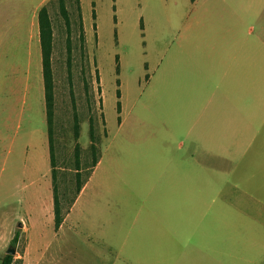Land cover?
Masks as SVG:
<instances>
[{
    "label": "rangeland",
    "instance_id": "rangeland-1",
    "mask_svg": "<svg viewBox=\"0 0 264 264\" xmlns=\"http://www.w3.org/2000/svg\"><path fill=\"white\" fill-rule=\"evenodd\" d=\"M228 3L243 6L246 34L252 30V36L264 38V0ZM65 6L70 34L57 0L49 10L56 25L55 146L60 162L59 188L66 201L73 197L76 184L75 161L81 164L83 180L92 160L89 120L93 119L95 136H101V149H112L127 132L140 139L150 133L159 135V150L155 151L150 141L152 149L145 153L149 168L130 170L126 192L119 194L131 196L129 206L134 216L138 211L144 215L135 226L133 241L135 246L142 243L150 249L143 251L144 264H264V124L260 118L264 108H255L252 93L246 92L244 98L241 95L245 101L240 116L235 111L224 116L219 109L207 122H196L194 107L176 101L174 92L166 98L156 83L159 57L174 50L180 35H189L194 19L192 0H82L89 64L99 73L104 126L98 112L93 115L96 107H91L90 89L86 90L82 80L78 50L73 52L70 74L67 69L66 42H77L75 0H65ZM11 47L0 44V128L9 130L0 133V238H6L0 259L10 246L14 235L10 232L21 222L16 217L30 215L36 224L31 235L35 246L64 243V251L54 264H120L94 242L92 209L79 227L72 230L66 225L55 238L46 127L43 130L38 125L30 137L18 130L16 123L5 125L1 120L7 104V95L2 92L7 83L3 71L11 61V65L25 63V45L18 46L14 59L5 57ZM262 80L264 89V74ZM98 86L94 84L95 93ZM99 97L97 93V101ZM20 99L21 94L10 102L19 106ZM117 101L122 103L120 113ZM248 121L250 131L258 132L257 150L255 141L246 143L251 136L244 130ZM75 143L80 145L78 151ZM162 206L180 211L182 217L180 227L172 233L165 230L166 235L154 225L144 226L145 217L162 213ZM20 235L14 246L15 264H21L19 254L26 244L25 235ZM141 255L130 252L135 260Z\"/></svg>",
    "mask_w": 264,
    "mask_h": 264
},
{
    "label": "crops",
    "instance_id": "crops-1",
    "mask_svg": "<svg viewBox=\"0 0 264 264\" xmlns=\"http://www.w3.org/2000/svg\"><path fill=\"white\" fill-rule=\"evenodd\" d=\"M49 1L0 0V44L12 45L5 57L16 58L18 46L25 45V63L21 66L17 63L11 65V61L3 71L7 83L2 92L7 95V104L3 105L4 117L1 120L5 125L16 123V128L30 137L39 129L38 125L43 130L46 127L47 133L38 14ZM80 7L83 10L82 0ZM192 10L194 19L189 24V35H180L174 50L165 51L157 61L158 90L166 98L174 92L176 101L180 100L194 107L193 118L196 122H207L219 109L224 116L232 111L240 116L246 92L252 93L255 108L262 110L264 38L260 35L252 36V30H248L246 34L243 6L229 4L228 0H192ZM82 20L85 29L83 14ZM154 76L156 75L152 77ZM19 94V106L12 105L10 99ZM120 111L122 112V103ZM260 115L264 124V113ZM118 117L119 127H122L123 121ZM245 125V133L251 134L246 143L255 141L257 150L258 132L250 131L249 121ZM8 131L6 126L0 128V133ZM106 139L107 134L103 142ZM150 141L155 151L162 146L159 135L157 138L150 133L140 139L133 132H127L112 149L108 146L101 149L99 160L89 178L61 226L54 231L56 239L66 225L72 230L79 227L81 219L84 221L83 217L92 209V236L94 242L99 243L100 251L110 252L114 263L144 264L143 251L150 249L142 243L135 246L133 242L135 226L144 215L138 211L134 216L129 206L131 196L119 194L126 192L125 183L130 180V170L142 172L149 168L146 160L148 155L145 153L152 149ZM18 202L22 204L23 201L19 199ZM161 208L162 213H156L153 218L145 217L147 223L144 226L154 225L163 235L166 232L172 233L180 227L181 212L169 208L165 210L163 206ZM16 219L21 221L18 228L26 239L23 252L19 254L21 264H54L64 251V243L53 247L51 241L37 247L31 238L33 227L36 228L35 221L30 215L23 218L18 215ZM14 231L15 229L10 235ZM74 232L81 237L78 231ZM5 240L4 236L0 238V251L5 248ZM133 251L141 252V257L136 260L130 257V252Z\"/></svg>",
    "mask_w": 264,
    "mask_h": 264
},
{
    "label": "trees",
    "instance_id": "trees-1",
    "mask_svg": "<svg viewBox=\"0 0 264 264\" xmlns=\"http://www.w3.org/2000/svg\"><path fill=\"white\" fill-rule=\"evenodd\" d=\"M54 0H50L45 6H43L38 14V22H39V34H40V48H41V57H42V74H43V83H44V95H45V108H46V123H47V137H48V151H49V164H50V175H51V186H52V203H53V226L54 231L56 232L61 226L65 215L69 212L71 205L79 194L82 186L89 178L93 167L99 160L101 155L100 141L101 136H95L94 128H93V119L89 120V136H90V152L92 155V160L90 165L88 166V172L85 179L80 180L81 172V164L78 159L75 161V176H76V184L74 189L72 190L73 197L69 202L66 201V194L60 192L59 188V158L57 159L56 146H55V124H54V116H55V81H54V48L56 44V40L54 37L56 25L54 24L53 18L55 15H52L49 7L52 5ZM58 7L60 11V15L65 19L66 25L65 29L68 34L71 33V27L69 25V13L66 10L65 0H57ZM76 3V30L77 34V42L73 44L69 39L66 42V64L69 74L72 71V67L74 64L73 52L74 50L79 51V61H80V73L82 76V80L85 83V88L90 94V104L94 110V113L98 112V120L103 124H105V120L103 118L102 113V97H101V85L99 79L98 70L95 67L90 68L89 64V54L87 48V40L85 29L82 20V13L80 7V0H75ZM94 16V13H92ZM95 28V27H94ZM94 65V63H93ZM92 69V71L90 70ZM70 78V76H69ZM97 83L100 88L97 87V93L100 96L98 101L96 99L94 84ZM116 96L119 98V90L116 92ZM98 105V107H97ZM116 110L120 113V102L116 103ZM119 118V117H118ZM78 128H76L75 139L78 138ZM105 135V129H104ZM79 144L75 143V151H78ZM64 182V181H63ZM21 230L17 228L14 232L12 239L10 240V245L15 246L20 238ZM15 255L5 254L0 259V264H15Z\"/></svg>",
    "mask_w": 264,
    "mask_h": 264
},
{
    "label": "water",
    "instance_id": "water-1",
    "mask_svg": "<svg viewBox=\"0 0 264 264\" xmlns=\"http://www.w3.org/2000/svg\"><path fill=\"white\" fill-rule=\"evenodd\" d=\"M16 253V249L14 246H9L6 250V254L14 255Z\"/></svg>",
    "mask_w": 264,
    "mask_h": 264
}]
</instances>
